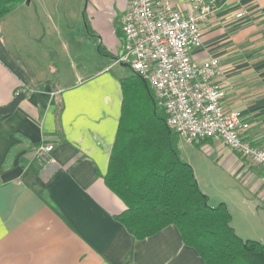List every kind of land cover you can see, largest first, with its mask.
Instances as JSON below:
<instances>
[{"label": "crops", "instance_id": "0c3cea01", "mask_svg": "<svg viewBox=\"0 0 264 264\" xmlns=\"http://www.w3.org/2000/svg\"><path fill=\"white\" fill-rule=\"evenodd\" d=\"M128 1L68 0L62 6L65 33L51 39L46 30L61 29L52 15L59 3L30 0L33 15L23 25L34 33L43 28L50 39L36 44L49 62L30 59L32 66L12 55L1 31L2 19L25 4L0 20V107L25 95L14 112L0 117V176L17 156L22 169L16 180L0 181V264H204L172 225L134 239L115 220L125 206L103 180L121 114L120 80L132 75L115 69L126 65H113L122 52ZM215 1L217 11L200 25V46L191 57L220 61L229 81L224 106L248 122L246 138L264 147V0ZM188 2L169 0L179 11ZM239 11L242 18H236ZM41 144L53 149L39 169ZM211 145L232 176L240 174L249 185L252 201L244 203L264 206V170Z\"/></svg>", "mask_w": 264, "mask_h": 264}, {"label": "trees", "instance_id": "16d2710c", "mask_svg": "<svg viewBox=\"0 0 264 264\" xmlns=\"http://www.w3.org/2000/svg\"><path fill=\"white\" fill-rule=\"evenodd\" d=\"M25 1L0 0V20ZM120 88L121 114L103 178L125 206L115 220L136 240L172 225L204 264H264V244L235 234L224 203L208 206L148 84L132 74Z\"/></svg>", "mask_w": 264, "mask_h": 264}, {"label": "built area", "instance_id": "2783aa9c", "mask_svg": "<svg viewBox=\"0 0 264 264\" xmlns=\"http://www.w3.org/2000/svg\"><path fill=\"white\" fill-rule=\"evenodd\" d=\"M217 8L215 0H189L185 11L169 0H129L121 18L122 52L113 65H126L152 88L156 105L179 140L219 144L264 170V147L246 138L248 122L224 106L229 81L220 61L197 62L191 57L200 46V25ZM243 15L239 11L236 18ZM52 149V145H39L37 168L50 160Z\"/></svg>", "mask_w": 264, "mask_h": 264}, {"label": "rangeland", "instance_id": "374dc122", "mask_svg": "<svg viewBox=\"0 0 264 264\" xmlns=\"http://www.w3.org/2000/svg\"><path fill=\"white\" fill-rule=\"evenodd\" d=\"M56 1L59 5L57 8L54 7L52 15L61 29L46 30L51 39H57L59 32L65 33L64 24H62L64 20L63 7L68 0ZM24 4L25 6L20 8L19 12L16 13L15 11L11 16L6 15L7 17L2 19V38L12 55L20 58L28 66L33 64L30 59H33L34 62L37 61L36 59L41 61L45 59L46 62H49L46 57L48 54L43 51L45 48L36 44L41 40L50 39L44 35L43 28L38 27L34 33L31 28L23 25L29 21V18L25 19L24 17H30L34 11L33 4L29 6L25 2ZM59 11L60 14H58ZM89 56L90 60H93V52L89 51ZM59 65L58 63V67ZM115 69H121L125 74L130 71L128 67L123 66H116ZM224 72L227 76V71L224 70ZM149 88L152 90L151 87ZM195 143L186 144L177 139L174 141V146L180 158L191 166L198 189L207 198H209L207 195L209 194L208 206L215 205L216 207L223 203L221 200L234 203V207L230 203L227 204V211L230 215V226L235 234L243 240H253L264 244V213H262L264 206L261 207V201L259 200L258 205L254 206L253 209L247 206L244 202L249 204L250 200L252 201L249 185L245 184L240 174L232 176L230 166L225 163V159H219V161L216 159V153L220 150L218 146L211 145L210 142H205L206 145Z\"/></svg>", "mask_w": 264, "mask_h": 264}, {"label": "water", "instance_id": "95a60500", "mask_svg": "<svg viewBox=\"0 0 264 264\" xmlns=\"http://www.w3.org/2000/svg\"><path fill=\"white\" fill-rule=\"evenodd\" d=\"M29 2L30 0L25 1L26 4H28ZM24 97H25L24 93L16 94L15 97L12 99V101L8 105L4 107H0V116H5V115H8L14 112L15 109L20 104V102L24 100ZM18 158L19 156H17L14 159L13 168L10 171L0 176L1 182L3 183L10 182V181L16 180L20 176V174L22 173V169L18 166Z\"/></svg>", "mask_w": 264, "mask_h": 264}]
</instances>
